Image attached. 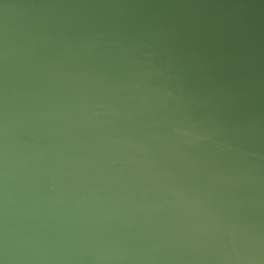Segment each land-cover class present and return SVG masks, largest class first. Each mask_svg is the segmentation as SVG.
I'll list each match as a JSON object with an SVG mask.
<instances>
[{
    "label": "water",
    "instance_id": "1",
    "mask_svg": "<svg viewBox=\"0 0 264 264\" xmlns=\"http://www.w3.org/2000/svg\"><path fill=\"white\" fill-rule=\"evenodd\" d=\"M0 264H264V0H0Z\"/></svg>",
    "mask_w": 264,
    "mask_h": 264
}]
</instances>
